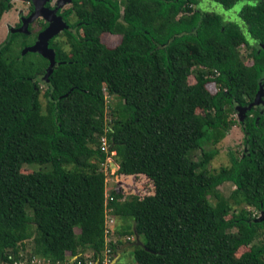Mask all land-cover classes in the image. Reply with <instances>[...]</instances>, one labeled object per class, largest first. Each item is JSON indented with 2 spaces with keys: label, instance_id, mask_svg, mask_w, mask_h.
Masks as SVG:
<instances>
[{
  "label": "trees",
  "instance_id": "1",
  "mask_svg": "<svg viewBox=\"0 0 264 264\" xmlns=\"http://www.w3.org/2000/svg\"><path fill=\"white\" fill-rule=\"evenodd\" d=\"M212 1L223 13L195 11L196 0H72L61 15L74 32L62 29L69 49L47 43L54 65L44 110L37 77L47 58L21 52L32 37L19 32L0 44V264H64L84 249L92 256L74 261H100L107 208L132 221L119 233L141 239L130 251L134 264H264V110L244 111V149L229 153L227 167L210 173L211 153L190 157L206 137L216 142L227 133L236 123L229 118L234 106L251 102L258 86L264 103V0L237 9L243 28L222 16L238 0ZM10 6L0 0V18ZM100 31L121 40L108 47ZM249 39L261 47H250L254 62L246 65L238 48ZM102 89L120 100L108 126ZM102 135L115 151L117 173L145 175L152 194L105 197ZM24 164L40 168L22 173ZM223 182L234 188L211 205L207 195ZM228 200L242 205L229 218ZM117 244L123 242H108L110 254ZM241 246L248 250L233 257Z\"/></svg>",
  "mask_w": 264,
  "mask_h": 264
},
{
  "label": "rangeland",
  "instance_id": "2",
  "mask_svg": "<svg viewBox=\"0 0 264 264\" xmlns=\"http://www.w3.org/2000/svg\"><path fill=\"white\" fill-rule=\"evenodd\" d=\"M10 1V8L4 12L1 15L0 18V42L4 38L5 31L11 27L13 28L16 21L20 18L22 21V24L31 23L33 25V28H37V26H34L37 22V18H44L43 16H35L30 19H28V16H26V11L28 8L29 1L27 0H9ZM52 1V0H51ZM121 1V0H118ZM62 7H68L70 6L69 0H62ZM192 9L198 12H214V13H223L220 6L216 3H214L212 0H196V3L192 5ZM235 12L236 10L230 9L222 16L223 19H234L235 20ZM179 16H188L187 14L179 13L176 15V17ZM45 19V18H44ZM71 20H75V16L71 15ZM121 21V20H119ZM24 26L21 27L22 31L24 32ZM67 29V27L65 28ZM62 29H58L56 32L59 34V40L61 43L63 42L62 47L64 46V49L68 50V44L64 42L63 35L61 33ZM80 32V31H79ZM81 33V32H80ZM99 38L102 43H104L108 47H113L117 45L121 40V34L117 32H108V31H100ZM65 44V45H64ZM42 49V47H41ZM240 58L242 62L246 65H249L253 63L249 57H248V48L244 45H240L238 48ZM37 84L39 87V93H38V100L41 106V109L44 110L45 103H46V97L44 96V91L46 89V83L43 75H38L37 77ZM187 82L189 84L194 82L193 74H189L187 77ZM205 88L213 93L216 89L215 85L212 82H207L205 84ZM101 95L105 104V111H104V118L106 125H110V119L113 116L117 115V106L120 103V100L113 95H109L106 93L104 89L101 90ZM251 107H259L261 111L264 110V103L257 102L253 104ZM195 112L197 114L206 116L207 111L202 107L198 106L195 109ZM242 117V112L237 109V106L235 105L232 113L229 115V118L233 119L236 123L229 127L227 133L220 139H218L216 142L212 141V137H206L203 139L199 144L198 147L192 151V154L190 157L193 160H197L202 152H209L211 153V157L208 160L206 164V169L210 173H216L221 167H227L229 165V153L234 154L235 156L241 155L244 145L242 143L243 133L240 128V121ZM101 143L100 145L103 146V150L108 153L105 157L104 161L100 164V169L104 173V189H105V197L108 196L110 192L113 193H120L121 198L120 201L129 198V196H136V197H143L145 195L152 194L153 188L151 181L143 174H119L117 173V162L115 160V151L111 149L110 145L106 143L105 135L101 136ZM40 167L37 164H24L20 168V172L22 173H28L31 170L39 169ZM45 168V166H44ZM234 188V186L230 182H223L216 186L215 194H209L207 195L208 202L213 205L218 197L227 199L230 191ZM229 202V210L226 214V217L229 218L230 214L233 211H236L238 208L242 207L241 204H230ZM252 210V208H251ZM253 213L259 217V214L257 212ZM104 219L106 220L104 222V228L107 227L108 233L104 234V246L107 245L108 241H116L119 240L123 242V244H117L119 245L116 250L121 246L124 245L123 249L120 251V254L116 255V250L114 253L110 254V257L112 259L109 260V256L104 254V251L100 253L103 260L100 262V264H134L131 260V248L133 245H141V239L138 235H136L134 232L132 234H121L118 231H121L123 227L128 225L130 229H132V221L130 219H121L111 213V209L107 208L105 209V215ZM107 225V226H106ZM75 232H78L77 229H74ZM112 231V233H111ZM258 240H255L257 242ZM129 244V245H128ZM31 248V242L30 239H27L24 241V247L22 249V254L24 256H27ZM248 250V246H241L239 247L235 253H233V257H237L240 253ZM81 256L84 259H89L92 256V251L89 249H84L82 252L77 253L75 257ZM92 262V261H91ZM86 264H93L90 263L89 260L86 261Z\"/></svg>",
  "mask_w": 264,
  "mask_h": 264
},
{
  "label": "water",
  "instance_id": "3",
  "mask_svg": "<svg viewBox=\"0 0 264 264\" xmlns=\"http://www.w3.org/2000/svg\"><path fill=\"white\" fill-rule=\"evenodd\" d=\"M29 1L32 6H33V10L32 12L29 14L28 19L35 17V16H43L46 20H49V23L47 25V27L45 29H43L37 36L35 42L25 48L26 51H33V52H37L39 54H41L43 57L47 58L48 60V65L45 69V73H44V78L47 81V76L51 71V67L54 65V52L52 49L47 47V39L49 37H51L53 34L57 33L56 31L58 29H65L67 26L66 24L61 20V18L59 16L55 15V8L53 10H50L48 7L45 6V3L48 0H27ZM246 2V0H238L235 5L231 8L236 10ZM234 20V19H233ZM235 21L240 24L241 28H243V25L239 22V20L237 18H235ZM25 24H22V26H24ZM25 29V26H24ZM18 31H22L21 28L18 29ZM42 47V49H41ZM264 47V46H263ZM261 95H262V88L261 86H258V89L253 97V100L251 102H249L246 106H237V109H239L242 112V116L243 113L246 109H249L253 104L257 103V102H262L261 100ZM242 119V117L240 118ZM263 218V214H260V217H258V219H262ZM129 245V244H128ZM124 245H121L117 250H116V255L118 256L120 254V251L123 249Z\"/></svg>",
  "mask_w": 264,
  "mask_h": 264
},
{
  "label": "flooded vegetation",
  "instance_id": "4",
  "mask_svg": "<svg viewBox=\"0 0 264 264\" xmlns=\"http://www.w3.org/2000/svg\"><path fill=\"white\" fill-rule=\"evenodd\" d=\"M62 0H48L46 3H45V6L46 7H48L50 10H53L54 8H55V15L56 16H59L60 18H61V20L63 21V18H62V14L64 13V11H66L67 9H69V8H71L72 7V0H69V2H70V6H68V7H65V8H63L62 7V3L63 2H61ZM32 10H33V6H32V4L29 2V4H28V8H27V11H26V16H28L31 12H32ZM71 15L72 14H70L69 13V15H68V22L69 23H72L73 21L71 20ZM48 23H49V20H46V19H44V18H37V22L35 23V25L34 26H37V28H33V25H31V23H28V24H26V26H25V29H24V32L23 31H18V29L19 28H21V25H22V21H21V19L19 18L17 21H16V23L14 24V26H13V28H11V27H9L6 31H5V34H4V38L2 39V41L0 42V44L1 43H3L4 41H6V39H7V37L9 36V34H13V33H16V32H19V33H22V34H24V35H28V36H30V38L32 37V41L31 42H29V43H27V45L26 44H22L21 45V47H20V51L21 52H23V51H25V48H27V47H29L30 45H32L34 42H35V40H36V38H37V36H38V34L43 30V29H45L46 27H47V25H48ZM67 31H69V32H71V34L73 35L74 34V32H73V29H71V28H69V26L67 27V29H66ZM61 33H62V31H61ZM245 33V32H244ZM59 34L60 33H55V34H53L51 37H49L48 39H47V43H49V41H57V42H59L58 40H59ZM63 40H64V42L66 43V38L63 36ZM249 41H250V46H247V45H244V44H241V45H244L245 47H247L248 48V50L250 51V47H252V46H256L255 44H257V46H259L260 45V43H258V42H253V41H251L250 39H249ZM47 47L48 48H50V49H52L50 46H48V44H47ZM260 47H261V45H260ZM53 50V49H52ZM248 51V52H249ZM250 58V57H249ZM251 59V58H250ZM252 60V59H251ZM253 61V60H252Z\"/></svg>",
  "mask_w": 264,
  "mask_h": 264
},
{
  "label": "built area",
  "instance_id": "5",
  "mask_svg": "<svg viewBox=\"0 0 264 264\" xmlns=\"http://www.w3.org/2000/svg\"><path fill=\"white\" fill-rule=\"evenodd\" d=\"M100 140H101V138H100ZM100 143H101V141H100ZM101 146V145H100ZM101 149L103 150V146H101ZM106 220L104 219V222H105ZM107 226V225H106ZM105 233H108V229H107V227H105L104 228V234ZM111 233H112V231H111ZM109 242V241H108ZM112 242H114L113 240H112ZM103 251H104V254H106V255H108L109 256V260L108 261H110L112 258L110 257V249H109V247H108V243H107V245L106 246H104V249H103ZM76 259V257L75 256H71V257H69V259H68V261L66 262V263H64V264H82V263H80L79 261H74ZM102 260H103V258H101V260L100 261H98V260H95V262L93 263V264H100V262H102ZM6 264V263H5ZM13 264H23V263H13ZM27 264H48V263H43V262H41L40 260H37V259H31L30 261H29V263H27Z\"/></svg>",
  "mask_w": 264,
  "mask_h": 264
}]
</instances>
